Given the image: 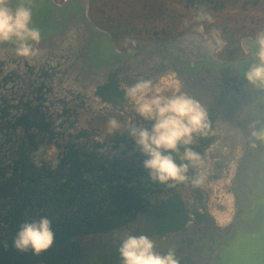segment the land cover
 Listing matches in <instances>:
<instances>
[{
  "label": "flooded vegetation",
  "instance_id": "flooded-vegetation-1",
  "mask_svg": "<svg viewBox=\"0 0 264 264\" xmlns=\"http://www.w3.org/2000/svg\"><path fill=\"white\" fill-rule=\"evenodd\" d=\"M45 37L38 45L41 55L34 59L17 56L12 43L0 44V174L4 177L15 175L16 160L22 155L29 157L27 162H33L37 167L46 165L56 168L65 156V150L70 151L71 145H74L80 150L81 157L87 159V166L83 167H87L88 176L93 179L98 176V183L103 176L104 182L101 183L104 186L115 185L114 191L119 190L121 177H125L129 186L143 185L149 174L143 166L147 157L141 153L134 138L127 134L128 126L108 134V130L103 133L95 124V118L109 120L116 117L123 122L125 115L130 116L133 125L146 124L133 111L122 88V84H134L128 83L132 70L128 65L114 63L113 59L109 63H100L98 57L92 55L91 36H82L81 29H74V34L64 32L63 36ZM112 37L117 48L124 52L141 46L142 41L151 38L134 37L128 40L130 45H121L114 35ZM177 72L183 80V90L195 98V75L190 76L180 70ZM208 111L216 134L197 137L195 144L200 146L201 154L211 165L209 182L219 181L225 176H230L232 181L233 174H227L225 159L234 151L236 144L230 138L223 140L222 132L217 131L214 125L216 116ZM83 112L90 116L82 117ZM197 147L193 148L198 151ZM50 152H55L52 158L48 156ZM113 174L116 177L112 179ZM195 175L196 169H193ZM231 185L232 182L226 186L229 192ZM184 188L189 189L187 198L183 194ZM212 191L207 187L195 188L189 182L171 193L155 191L148 198L153 202L162 198L168 200L166 205L172 212L176 211L172 197L175 200L179 196L184 200L187 212L184 226L189 222L204 221L211 227L217 223L208 213ZM2 194L1 191L0 200L4 201ZM146 215L140 210L135 222L126 221L105 232L75 237L85 247L83 256L89 249L104 248L107 253L117 251L124 233L138 235L145 232ZM3 235L12 237L11 228H5ZM94 236L104 238L105 242L89 241Z\"/></svg>",
  "mask_w": 264,
  "mask_h": 264
},
{
  "label": "water",
  "instance_id": "water-1",
  "mask_svg": "<svg viewBox=\"0 0 264 264\" xmlns=\"http://www.w3.org/2000/svg\"><path fill=\"white\" fill-rule=\"evenodd\" d=\"M17 3L13 0L12 6ZM90 4L91 0H35L32 26L45 38L81 29L82 36H91L92 55L100 63L113 59L128 65L133 72L130 84L155 79L168 69L195 75V99L216 116L214 125L223 140L230 138L236 144L225 159L227 174L233 173L235 163L231 221L225 227L189 222L162 236L167 247L176 249L186 264H264V141L252 136L254 122L257 130L264 129V89L245 77L250 66L258 63L257 41L264 28L245 35L243 53L230 58L219 56L227 41L208 34L203 18L172 39L150 38L124 52L117 48L113 34L90 16ZM253 143L257 146L252 147Z\"/></svg>",
  "mask_w": 264,
  "mask_h": 264
},
{
  "label": "clouds",
  "instance_id": "clouds-1",
  "mask_svg": "<svg viewBox=\"0 0 264 264\" xmlns=\"http://www.w3.org/2000/svg\"><path fill=\"white\" fill-rule=\"evenodd\" d=\"M12 4L13 0H0V44L16 45L17 56L28 59L39 57L42 50L38 45L42 34L39 28L32 26L35 0H18L15 7ZM257 43L258 63L250 66L245 77L257 89H264V35ZM122 88L133 111L146 122L143 126L130 124L127 134L134 138L141 153L147 157L143 166L149 170L151 181L168 187L190 182L195 188H211L208 213L219 226L225 227L234 212V196L226 187L231 184V177L209 182L210 163L204 154L191 147L197 143V137L216 134L206 106L183 90V80L174 69H168L155 79H141L132 85L122 84ZM122 127L116 117H111L108 134ZM252 128V136L264 141V129L257 130L255 122ZM256 146L253 143L252 147ZM237 154L242 155V151L238 149ZM231 167L234 175L235 163ZM190 169H196L195 176L188 175ZM54 241L52 221L42 216L38 220L22 223L12 244L21 253L31 251L39 256L48 251ZM156 247V242L148 235L124 233L118 251L122 264H180L176 249L159 252Z\"/></svg>",
  "mask_w": 264,
  "mask_h": 264
},
{
  "label": "trees",
  "instance_id": "trees-1",
  "mask_svg": "<svg viewBox=\"0 0 264 264\" xmlns=\"http://www.w3.org/2000/svg\"><path fill=\"white\" fill-rule=\"evenodd\" d=\"M234 1H242V8L264 7V0ZM227 3L228 0H184L185 7L200 13L208 9L219 11ZM74 147L71 145L70 151L65 150V156L56 168L46 165L37 167L33 162H27L29 157L22 155L16 160L15 175L4 177L0 174V192L4 197V201L0 200V264H73L85 250L81 240L75 237L105 232L126 221L135 222L140 210L147 215L144 217L145 232L138 235L162 237L166 232L185 225L187 212L181 197L177 196L175 200L172 197L176 211L171 212L166 205L168 200L162 198L153 202L148 195H154L158 190L171 193L186 184L168 187L152 182L148 174L141 186H129L125 177H121L119 190L114 191L115 185L104 186L101 183L104 182L103 176L100 183L96 181L98 176H94L96 179L88 176L87 167H83L87 166V159H83L80 150ZM192 147H197L201 153L199 145ZM188 175L193 177V169ZM113 177L116 175L110 178ZM42 216L52 221L55 232L53 246L39 256L31 251H17L12 241L20 225ZM7 227L11 228L12 237L3 235Z\"/></svg>",
  "mask_w": 264,
  "mask_h": 264
},
{
  "label": "rangeland",
  "instance_id": "rangeland-1",
  "mask_svg": "<svg viewBox=\"0 0 264 264\" xmlns=\"http://www.w3.org/2000/svg\"><path fill=\"white\" fill-rule=\"evenodd\" d=\"M241 4L242 1L228 0L227 5L219 11L208 9L200 13L194 8L185 7L184 0H91L90 16L102 28L109 30L121 45H130L128 40L134 37H174L203 18L208 34L227 41L219 56L230 58L243 53L241 40L245 35H254L264 28V7L242 8ZM81 116L88 118L90 115L83 112ZM124 118L120 130L126 129L125 125L133 124L129 115ZM95 119L100 131L107 132L109 120ZM54 154L50 152L48 156L52 158ZM188 193L189 189L184 188L185 198ZM151 238L156 242L157 251L168 250L162 238ZM89 241L105 242V239L94 236ZM177 258L180 264H185L178 253ZM76 264H122V258L118 249L109 253L104 248L89 249L77 259Z\"/></svg>",
  "mask_w": 264,
  "mask_h": 264
}]
</instances>
